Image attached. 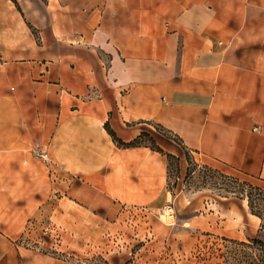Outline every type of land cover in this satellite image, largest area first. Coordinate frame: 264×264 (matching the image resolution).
<instances>
[{
    "label": "crops",
    "instance_id": "obj_1",
    "mask_svg": "<svg viewBox=\"0 0 264 264\" xmlns=\"http://www.w3.org/2000/svg\"><path fill=\"white\" fill-rule=\"evenodd\" d=\"M184 3L166 18L130 0H0V186L11 176L5 195L16 198L25 183L12 177L19 159L8 158L24 126L33 128L25 104L33 98L43 121L50 96L58 102L53 150L68 169L95 177L100 153L109 154L122 197H129L131 162L140 202H155L167 163L148 145L120 147L105 125L125 143L162 127L178 142L154 136L181 157L182 169L180 145L201 164L264 188V0ZM34 167L45 179L43 201L48 173ZM249 215L251 225L232 238L257 235L261 218ZM0 264L77 263L0 239Z\"/></svg>",
    "mask_w": 264,
    "mask_h": 264
},
{
    "label": "rangeland",
    "instance_id": "obj_2",
    "mask_svg": "<svg viewBox=\"0 0 264 264\" xmlns=\"http://www.w3.org/2000/svg\"><path fill=\"white\" fill-rule=\"evenodd\" d=\"M184 1L130 3H143L145 10L168 18L181 10ZM33 101L29 98L25 104L31 117L28 123L33 124L31 133L24 126L16 154L8 157L19 159L21 164L11 169L16 172L12 177L25 182L17 185L16 198L14 192L3 193L10 189L11 176H2L5 187L0 186V239L77 264H219L223 238H232L236 229L251 225L249 204L247 208L243 199L251 191L248 184L252 181L203 165L180 145L182 169L181 157L162 148L154 136L165 134L178 142L162 127H150L154 135L145 133L140 139V144L157 149L167 163V179L155 202H140L136 163L130 162L127 198L120 194V177L113 175L115 163H107L109 154L100 153L101 174L97 177L68 169L53 150L51 132L57 126L58 102L50 96L47 118L41 121L36 119L40 110ZM105 127L109 129L108 125ZM47 130L50 134H41ZM81 153L86 159H93L95 154ZM65 160L70 159L65 156ZM5 161L6 158L1 159L2 165L7 166ZM36 164L48 173V197L43 201L39 195L45 179L37 173ZM26 166H33L32 173ZM94 183L98 185L95 187Z\"/></svg>",
    "mask_w": 264,
    "mask_h": 264
},
{
    "label": "trees",
    "instance_id": "obj_3",
    "mask_svg": "<svg viewBox=\"0 0 264 264\" xmlns=\"http://www.w3.org/2000/svg\"><path fill=\"white\" fill-rule=\"evenodd\" d=\"M108 130L113 138L123 146L136 145L145 135L142 133L139 138L125 143L118 139L113 131ZM248 185L251 191L244 197L248 198L250 211L261 218L260 228L257 235L248 240L224 237L223 247L219 248L222 258L219 264H264V188L252 183Z\"/></svg>",
    "mask_w": 264,
    "mask_h": 264
},
{
    "label": "bare ground",
    "instance_id": "obj_4",
    "mask_svg": "<svg viewBox=\"0 0 264 264\" xmlns=\"http://www.w3.org/2000/svg\"><path fill=\"white\" fill-rule=\"evenodd\" d=\"M245 202H248V198L246 197L245 199ZM165 214H163V216H164ZM258 219H259V217H257Z\"/></svg>",
    "mask_w": 264,
    "mask_h": 264
}]
</instances>
